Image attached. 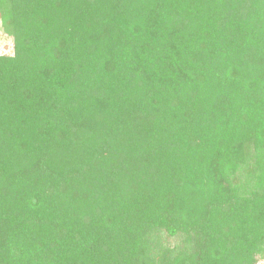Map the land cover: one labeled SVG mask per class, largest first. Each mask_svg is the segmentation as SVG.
I'll use <instances>...</instances> for the list:
<instances>
[{
	"label": "trees",
	"instance_id": "obj_1",
	"mask_svg": "<svg viewBox=\"0 0 264 264\" xmlns=\"http://www.w3.org/2000/svg\"><path fill=\"white\" fill-rule=\"evenodd\" d=\"M0 20V264L257 261L264 0H0Z\"/></svg>",
	"mask_w": 264,
	"mask_h": 264
},
{
	"label": "rangeland",
	"instance_id": "obj_2",
	"mask_svg": "<svg viewBox=\"0 0 264 264\" xmlns=\"http://www.w3.org/2000/svg\"><path fill=\"white\" fill-rule=\"evenodd\" d=\"M12 54H13L12 40L3 31L2 23L0 20V56H11ZM175 242H176V239L169 238V237L167 238L168 245H172ZM256 258H257V261L254 264H264V247L261 250V252H259Z\"/></svg>",
	"mask_w": 264,
	"mask_h": 264
}]
</instances>
